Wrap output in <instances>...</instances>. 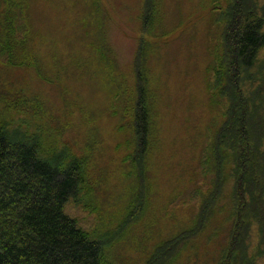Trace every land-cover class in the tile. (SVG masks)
Here are the masks:
<instances>
[{"label": "rangeland", "instance_id": "rangeland-1", "mask_svg": "<svg viewBox=\"0 0 264 264\" xmlns=\"http://www.w3.org/2000/svg\"><path fill=\"white\" fill-rule=\"evenodd\" d=\"M235 7L236 0H0V23L11 11L19 21L12 59L0 49V126L39 143L48 162H82L80 193L66 212L101 243L108 264L222 259L233 183L209 202L220 187L213 144L227 111L212 70L223 55L222 19ZM139 84L151 125L135 163Z\"/></svg>", "mask_w": 264, "mask_h": 264}, {"label": "trees", "instance_id": "trees-1", "mask_svg": "<svg viewBox=\"0 0 264 264\" xmlns=\"http://www.w3.org/2000/svg\"><path fill=\"white\" fill-rule=\"evenodd\" d=\"M151 19L145 17V27ZM18 25L13 11L2 15L0 49L8 51V61ZM222 26L223 55L212 71L227 111L213 144L220 187L209 202L232 180L231 231L219 264H257L264 258V0H236ZM143 56L140 48L137 61ZM132 122L136 163L147 150L151 125L140 84ZM6 132L0 126V264H108L101 243L66 212L80 193L82 162H48L40 156L39 143L15 140ZM203 163L208 166L207 159Z\"/></svg>", "mask_w": 264, "mask_h": 264}]
</instances>
